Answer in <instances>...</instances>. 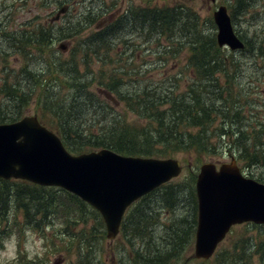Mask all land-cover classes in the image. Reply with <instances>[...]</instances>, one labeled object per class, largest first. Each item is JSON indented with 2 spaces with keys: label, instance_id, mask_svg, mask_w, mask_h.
Wrapping results in <instances>:
<instances>
[{
  "label": "trees",
  "instance_id": "obj_1",
  "mask_svg": "<svg viewBox=\"0 0 264 264\" xmlns=\"http://www.w3.org/2000/svg\"><path fill=\"white\" fill-rule=\"evenodd\" d=\"M128 6L129 9L131 4ZM184 8L182 4L165 8L145 7L136 13L131 11L124 18L118 16L107 25H103L101 29H94L86 36H81L72 45L69 59L53 55L54 25L52 24H39L32 30H15V35L6 38L12 45L8 47L6 55L12 52V48H17L18 55L25 60L19 73H24L25 77L36 80L27 83L24 78L18 76L17 72L13 78L5 77V81L0 85L1 92L7 93V96H18L23 92L22 98L28 99L35 96L45 97L49 104L48 113L54 119L52 122L46 119L48 115L41 109L42 120L58 132L71 152L79 154L110 147L119 153L134 156L166 158L183 154L186 164L190 163L189 157L198 158L196 165L191 164L189 168L194 209L192 220L188 222V219L182 218L178 221L179 225L172 229V232L176 230V236L171 242L172 252L153 245L150 239L146 242V248H151L152 251L147 250L146 253H141L132 249L133 255H136L134 264L179 262L177 260L179 253L184 249L185 243H190V237L194 235L197 225V198L193 186L196 180L194 169L199 168L205 157L213 158L228 152L231 156L237 155V159L243 163L244 167H264V122L258 123L262 129L252 126V131L242 126L241 113L244 111V106L241 110L239 97H242L243 93L242 90L234 91L236 80L243 71L242 65L235 59V52L219 47L215 33L205 32L196 22L190 21L195 11ZM105 14L111 18L109 8L105 9L103 15ZM143 17L152 20L147 27L150 34L158 28L165 33L164 30L167 27H173L187 17L184 28L189 33L188 39H193L189 43L192 52L187 60L195 69V75L188 79L185 86L178 80L179 77H174L175 79L166 82L162 80L164 83H160L161 85L146 83L144 90L140 92L134 89L138 84L137 79H127L128 76L125 78L123 73L109 72L108 66L113 62L111 50L113 43L121 36V30L131 21L142 26ZM82 18H84L82 22L76 20L75 23L58 25L56 27L58 38L70 40L83 31L85 33L91 24L96 25L92 12ZM3 33L2 35H6ZM68 44L65 43V45ZM249 48L254 49L251 46ZM260 49L262 51L264 47L261 45ZM39 56L45 58V67L35 64L33 68L32 62ZM262 56V52H259L257 58L260 59ZM95 58H98V62L92 63ZM96 64L100 66L95 67L97 73L94 74L91 69H94L92 66ZM82 67L90 68V72L81 74ZM99 74L104 78L99 80L101 86L88 83ZM60 75L74 81L70 85L77 86L75 96L68 103V107L64 101L66 93L59 94L57 97V94H52L53 88L49 85L53 80H58ZM221 79L225 81L224 84L221 83ZM39 90L40 93H38ZM9 91L12 94L8 95ZM98 93L103 94L102 96L106 98L105 102L99 100L93 102V97ZM111 101L114 104L125 103L127 112L133 113L137 120L134 123L119 122L121 113L118 109L116 113V108L109 103ZM91 109L98 115H102L101 119L95 121L98 122L99 129L105 130L104 135L89 127L92 123L85 117ZM114 113L116 114L113 115ZM108 115L113 117L108 119ZM20 116L16 115L10 120H5V117L1 116L0 124L18 120ZM226 118L229 120L225 121ZM85 120L90 121V124L87 125ZM215 133H217L216 136ZM214 136L218 137L217 141ZM258 180L264 182V178ZM23 182L25 184L15 185L11 181L0 178V248H4L5 239L11 233L13 223L10 218L8 219V211L12 205L23 210L28 217L35 214L49 216L47 218L49 224L60 219L61 213L57 212L59 205L68 211H72V208L76 206V215L84 214L82 208L86 207V203L78 196L59 187ZM180 189L178 184L168 183L142 197L126 214L122 231L134 238H146L151 235L156 231L158 222L155 223V218L159 216L151 204V197L156 192L161 193L164 206L174 209L180 199L178 196ZM154 223V229H151ZM183 224L187 233L192 234L187 239L179 237L177 241V236L185 233L181 226ZM262 227L264 228V225ZM64 229L67 227L64 226ZM257 243L259 249L256 253L260 254L261 264H264V236H260V241ZM225 260L223 259L224 262Z\"/></svg>",
  "mask_w": 264,
  "mask_h": 264
},
{
  "label": "rangeland",
  "instance_id": "obj_2",
  "mask_svg": "<svg viewBox=\"0 0 264 264\" xmlns=\"http://www.w3.org/2000/svg\"><path fill=\"white\" fill-rule=\"evenodd\" d=\"M130 4L131 7L128 9ZM179 4L184 5V9L195 11V14L191 15V22H196L199 28H203L205 32H213L215 35L218 32V27L213 19L214 11L220 5L228 7L236 34L246 42V46L242 50L235 52V59L242 65L243 70L234 85V91L242 90L243 93V96L239 97L240 109L242 110L244 106V111L241 113L243 118L242 126L248 131L253 130L252 126L259 129L261 127L260 124L264 122V69L260 67L264 68V49L262 51L260 49L261 45L264 47V0H216L215 2L212 0H0V29L4 30L6 34L0 38V85L5 81L6 76L13 78L17 72L18 76L24 78L27 83L36 80L35 78L25 77L24 73H19L25 60L18 55L19 51L17 48H12V52L6 55L8 47H12L6 38L15 35V30H32L39 24L54 25L53 55L58 58L69 59L72 45L81 36H86L87 33L94 29H101L103 25H107L118 16L124 18L131 11L136 13L145 7L165 8ZM63 7H67V10L58 17L59 10ZM106 8H109L111 18L108 14L103 15ZM188 10L184 11L188 12ZM90 12L95 17L96 25L91 24L85 33L83 31L70 40L58 38L59 34L56 28L58 25L68 22L75 23L76 20L82 22L84 19L82 17L89 15ZM142 19V26H138L131 21L126 23L124 29L121 30V36L113 43V49L111 50L113 62L108 66L109 72L123 73L125 78L128 76L127 79H137L138 84H136L137 86L134 89L140 92L144 90L146 83L149 85L155 83L161 85L160 83L170 79L173 80L174 77H179L178 80L185 86L188 79L195 75V69L190 66L187 60L192 52L189 43L193 40L188 39L189 33L184 28V22L187 17H184L181 23L173 27H167L164 30L165 33H162V29L158 28L151 34L148 32L147 27L152 23V20L144 17ZM77 26L80 25L77 24ZM65 43H69L67 45L69 50L62 52L60 47ZM250 46L254 49L251 50ZM259 52L263 54L260 59L257 58ZM44 59V57L39 56L32 62L33 68H35V64L44 68ZM95 62H98V58H95L92 63ZM96 66L100 65L92 66L94 69H91V71L94 74L97 73ZM81 70V74L82 72H90V68L86 67H82ZM100 79L104 78L99 74L88 83H96L101 86ZM162 80L165 81L162 82ZM72 82L74 81L60 75L58 80H53L49 83L53 88L52 94H57V97L59 94L64 95L66 93L64 97L66 107H68V103L75 96L77 88L75 85H70ZM221 83L224 84L225 81L221 79ZM38 93H40V90ZM10 94L12 93L9 91L8 95ZM22 95L23 92L18 96H7V93L3 94L0 90V117L10 120L16 115H21L20 117L36 115L42 119L41 109H43L48 115L46 119L53 121L54 117L48 113L49 104L45 97L39 98L35 96L28 99L22 98ZM102 95L101 93L96 94L93 97V102L96 100L105 102L106 98ZM109 103L116 108V113L117 109L120 111L119 122L134 123L137 120L133 113L127 112L125 103L114 104L112 101ZM113 115H108L107 118L110 119ZM85 118L91 121L92 124L89 125L90 121L85 120L86 124L89 127L91 126V129L102 134L105 132V130L98 128L99 124L95 121L101 119L102 115H98L91 109ZM93 125L95 126L93 127ZM215 136L214 139H218ZM176 157L183 161L185 156L178 154ZM197 160L198 158L195 156L189 157L190 163L188 167L190 164L196 165ZM208 161L216 162L220 165L223 162H230L231 157L228 154L213 158L205 157L202 163ZM183 164V172L170 181L173 185L178 184L181 187L178 193L180 199L177 201L176 207L174 209L166 208L161 201V193L156 192L151 197V204L155 207L159 216L155 218V223L158 222L156 231L146 238H134L122 230L115 238H108L106 234L107 227L100 212L86 200H83L86 203V207L82 208L84 211L83 215H76V206L72 208V211H68L59 205L57 212L61 213L59 215L60 219L50 224L47 223L49 216L43 217L41 214H35V216L28 217L23 210L12 205L8 211V219H11L13 225H11L10 235L5 239V247L0 250V254H4L5 257L2 264L10 261H13L12 264L36 262L38 264H56V262L59 264L66 255H69L75 262L79 261V264H115L117 261L119 264H134L136 255H133L132 249L141 253H146L147 250L152 251L151 248H146V242L150 239H152L153 245L163 248L164 251L172 252L171 242L173 237L176 236V230L172 232V229L179 225L178 221L180 219L185 218L189 222L194 216L193 197L190 187L192 180L189 177V168L184 161ZM239 165L242 166L243 163L239 162ZM194 171H198V169H194ZM243 171L245 175L253 176L256 179L264 178V167H245ZM8 181L15 183V185L25 184L23 181L40 185L24 178L12 177ZM193 186L195 189V183ZM52 214V211H50V215ZM155 223L151 226V229H154ZM184 225L181 226H183L182 230L185 233L178 235L177 241L179 237L187 239L192 234L191 232L187 233ZM64 226L67 229H64ZM22 227L26 228L23 247L27 253L20 260L17 258V242L19 236L22 235ZM34 228L37 230L43 228L45 234L52 238V244L46 246L44 241L40 240L41 235ZM263 230L264 228L260 224H236L221 242L216 252L207 260L191 258L195 251V239L192 234L190 243H185L184 249L177 258L179 262L175 264H261L262 259L260 254L256 253V250L259 249L257 242L260 241V236H264ZM249 237L251 238L249 239ZM58 246L67 249L73 247L76 256H71L67 252L63 254L64 251L55 253V249ZM90 248L93 249L92 254L89 252ZM11 256H14V259L7 258ZM188 257L191 259L186 261ZM44 259H47V261ZM223 259H226V262ZM39 260L43 263L38 262Z\"/></svg>",
  "mask_w": 264,
  "mask_h": 264
},
{
  "label": "water",
  "instance_id": "obj_3",
  "mask_svg": "<svg viewBox=\"0 0 264 264\" xmlns=\"http://www.w3.org/2000/svg\"><path fill=\"white\" fill-rule=\"evenodd\" d=\"M66 10L61 8L58 17ZM214 21L220 47H245L226 5L215 10ZM181 171L175 158L127 156L110 148L74 155L36 115L0 124V178H24L81 196L100 210L109 238L119 233L129 205ZM196 193L198 226L191 258H210L234 224H264V183L243 175L235 157L219 167L203 163Z\"/></svg>",
  "mask_w": 264,
  "mask_h": 264
},
{
  "label": "clouds",
  "instance_id": "obj_4",
  "mask_svg": "<svg viewBox=\"0 0 264 264\" xmlns=\"http://www.w3.org/2000/svg\"><path fill=\"white\" fill-rule=\"evenodd\" d=\"M4 254H0V264H2L3 262V259H4ZM8 259H14V256H11V257H7Z\"/></svg>",
  "mask_w": 264,
  "mask_h": 264
},
{
  "label": "bare ground",
  "instance_id": "obj_5",
  "mask_svg": "<svg viewBox=\"0 0 264 264\" xmlns=\"http://www.w3.org/2000/svg\"><path fill=\"white\" fill-rule=\"evenodd\" d=\"M74 155H79V154H81V153H79V154H76V153H73Z\"/></svg>",
  "mask_w": 264,
  "mask_h": 264
},
{
  "label": "flooded vegetation",
  "instance_id": "obj_6",
  "mask_svg": "<svg viewBox=\"0 0 264 264\" xmlns=\"http://www.w3.org/2000/svg\"><path fill=\"white\" fill-rule=\"evenodd\" d=\"M116 264H119V262H118V263H116Z\"/></svg>",
  "mask_w": 264,
  "mask_h": 264
}]
</instances>
